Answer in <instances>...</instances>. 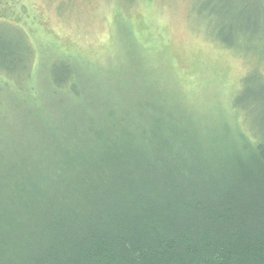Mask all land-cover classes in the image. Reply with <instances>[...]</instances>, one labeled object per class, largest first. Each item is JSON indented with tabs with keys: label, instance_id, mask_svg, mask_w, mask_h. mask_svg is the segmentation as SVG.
<instances>
[{
	"label": "trees",
	"instance_id": "obj_1",
	"mask_svg": "<svg viewBox=\"0 0 264 264\" xmlns=\"http://www.w3.org/2000/svg\"><path fill=\"white\" fill-rule=\"evenodd\" d=\"M241 2L232 18L222 0L210 9L221 11L223 47L264 27L262 1ZM9 13L0 14V264H264L262 73L241 78L242 122L221 123L235 124L239 143L226 145L172 98L148 103L141 75L106 98L108 88L81 84L83 57L58 50L44 66L20 26H30L25 6Z\"/></svg>",
	"mask_w": 264,
	"mask_h": 264
},
{
	"label": "rangeland",
	"instance_id": "obj_2",
	"mask_svg": "<svg viewBox=\"0 0 264 264\" xmlns=\"http://www.w3.org/2000/svg\"><path fill=\"white\" fill-rule=\"evenodd\" d=\"M222 2L223 10L229 8L225 18L243 13L241 0ZM214 3L217 0H0V14L25 6L30 26H20L44 66L58 50V56L69 51L83 57L77 66L84 75L81 84L97 91L108 88L106 98L122 90L129 75L139 83L144 78L147 97L172 98L178 108L189 111V123L202 133L221 134L226 145L230 139L238 145L235 124L221 123L229 118L242 122L233 114L241 78L255 69L264 75V61L258 60L264 58V32L256 35L264 27L238 35L234 48L223 47L214 38L223 23L221 11L210 10ZM263 24L264 7L257 25ZM135 26L144 29L134 34L140 30ZM140 35L146 46L141 47Z\"/></svg>",
	"mask_w": 264,
	"mask_h": 264
}]
</instances>
